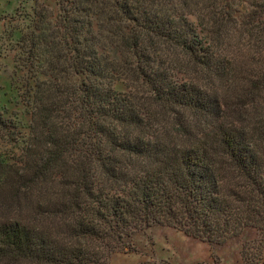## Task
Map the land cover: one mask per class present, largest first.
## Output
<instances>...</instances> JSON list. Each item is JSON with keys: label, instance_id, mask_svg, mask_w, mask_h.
Returning a JSON list of instances; mask_svg holds the SVG:
<instances>
[{"label": "trees", "instance_id": "obj_1", "mask_svg": "<svg viewBox=\"0 0 264 264\" xmlns=\"http://www.w3.org/2000/svg\"><path fill=\"white\" fill-rule=\"evenodd\" d=\"M30 23L0 264H108L153 226L263 242L264 0H57Z\"/></svg>", "mask_w": 264, "mask_h": 264}, {"label": "rangeland", "instance_id": "obj_2", "mask_svg": "<svg viewBox=\"0 0 264 264\" xmlns=\"http://www.w3.org/2000/svg\"><path fill=\"white\" fill-rule=\"evenodd\" d=\"M56 2L0 0V111L4 117L16 119L21 132L26 130L28 117L23 95L27 80H33L21 67L22 36L30 31L31 19L49 16ZM261 240L260 234L247 230L224 245L212 246L170 227L153 226L126 238L125 248L112 255L108 264H242V259L264 264Z\"/></svg>", "mask_w": 264, "mask_h": 264}]
</instances>
